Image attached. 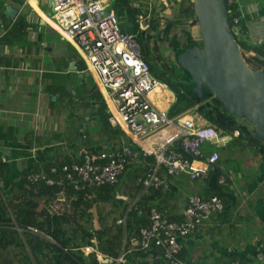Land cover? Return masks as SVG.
<instances>
[{"label":"crops","instance_id":"crops-1","mask_svg":"<svg viewBox=\"0 0 264 264\" xmlns=\"http://www.w3.org/2000/svg\"><path fill=\"white\" fill-rule=\"evenodd\" d=\"M38 1L24 0L18 2L16 7L12 0H7L5 6L11 5L17 15L13 20L0 16V156L6 162L1 187L7 193L10 185L19 182L26 173L51 156L50 160L61 156L72 157L82 147L93 149L96 146L103 152L117 142L105 143L106 133L113 134L116 129L106 122L108 108L97 94L82 95V101L85 99L88 102L89 98H93L92 107L78 100V108L73 110L72 115L80 116V123L70 130V110L73 109L70 106V74L80 79L85 72L95 86L96 83L82 69L75 47L46 21L51 14V0H42L49 7L48 14L40 8ZM103 1L108 7L111 6L110 0ZM237 4L240 8L238 38L247 46H260L263 49L264 0H237ZM159 5V8H166L163 12L167 14L169 0H159ZM150 8L149 5L148 10ZM130 28L133 30V26ZM3 37L8 41L3 42ZM70 48L76 55L70 54ZM245 54L255 55L252 50ZM71 63H75L74 70H70ZM78 65H81L80 69ZM173 103L172 100L171 105ZM156 105L166 106L168 111L171 106ZM79 111L83 112L82 115ZM194 115L198 124H206L198 119L196 113ZM89 119L92 124L87 126ZM202 150L205 155L218 152L223 176L232 194V207H225L223 213L211 215L200 229L185 239L181 261L184 264H227L236 261L241 264H264V163L261 162L258 147L250 146L249 149L244 141L230 136L225 144L215 146L205 143ZM130 165L132 169L134 166L142 167L138 160ZM162 172L166 179L163 190L155 194H151V190L141 191L140 195H151L150 206L155 208L157 204L167 209L173 220H180L187 197L205 195L207 184L203 179L196 180L199 184H194L195 181L186 174L167 178L164 170ZM120 187L122 191L126 189L124 182ZM7 196L9 198L11 194ZM138 197L133 198L130 206L134 202L136 204ZM64 200L70 203V198ZM62 229L67 233L77 231L70 222L63 223ZM156 249L131 253L128 261L125 257L123 261L113 264H166L161 251Z\"/></svg>","mask_w":264,"mask_h":264},{"label":"built area","instance_id":"built-area-1","mask_svg":"<svg viewBox=\"0 0 264 264\" xmlns=\"http://www.w3.org/2000/svg\"><path fill=\"white\" fill-rule=\"evenodd\" d=\"M235 3L236 0H226L227 6ZM50 7L51 14L46 21L77 50L79 60L107 105L110 126L123 131L138 149L123 143L95 153L82 147L77 152V161L51 165L48 169L40 167L30 171L26 180L31 184L60 188L62 194L82 192L118 184L126 167L137 160L143 167V176L136 180V187L144 192L166 186L161 169L166 176L186 174L190 180L205 179L219 154L213 151L205 155L203 145H223L231 135L220 134L209 124H198L195 111L170 117L166 106L156 105H171L175 97L165 83L152 75L141 52L138 33L130 28L127 14L116 12L103 0H51ZM232 22L236 26L239 24L240 13ZM137 24L141 32L148 27L141 16ZM158 89L160 91L155 93ZM238 134L234 131L232 136ZM4 161L0 156V162ZM225 180L221 176L219 183L223 184ZM117 198L126 202L129 199L122 194ZM222 210L223 202L217 196L203 200L197 195H189L180 220H171L166 209L151 208L148 225L125 241V247L116 259L103 255L94 239L90 240L91 245L80 246L79 250L106 264L119 263L131 253L156 247L168 264H183L178 256L185 239L200 229L212 214ZM117 223L124 225V219Z\"/></svg>","mask_w":264,"mask_h":264},{"label":"trees","instance_id":"trees-1","mask_svg":"<svg viewBox=\"0 0 264 264\" xmlns=\"http://www.w3.org/2000/svg\"><path fill=\"white\" fill-rule=\"evenodd\" d=\"M22 1L24 0H12L13 5L16 7V4ZM6 2L7 0H0V16L2 19L4 18L3 11ZM169 2L170 5L167 8L168 13H164L162 16L159 15V12L166 9L164 6H161L159 11L155 8H150V10H148L147 5H144V8L140 9L132 7L129 0H113L110 7L118 13L125 12L127 14L133 26V30L135 33H138L137 40L140 44L144 59L150 66L152 75L159 81L165 83L174 94L175 100L169 108V116L175 117L188 111H195L199 120L206 122V124L212 126L220 134L232 136L234 131H237L239 133L236 137L237 140L241 142L244 141V145L249 149L250 146H254L255 148L258 147L261 153V162L264 163V142L258 141L252 137L253 129L250 124L228 113L209 92H206L204 97L200 99L190 96L182 90V85L190 84L192 81L178 66L176 56L188 44L201 45L193 40L188 32L184 35V41L179 39L176 33L172 32L175 26L182 25L183 23L185 24L187 16L191 19L193 18L194 21L196 20L191 0H169ZM238 7L237 0L234 5L227 6L229 27L249 67L253 70L264 71V54L262 48L260 46H247L237 36L236 25L233 24L232 19L238 15ZM122 16L123 15H120L119 17ZM140 16L145 19V23L148 25L147 29L143 32L139 31V26L137 24V19ZM20 19L24 20L23 17H20ZM195 22H197V20ZM1 40L3 42L8 41L6 37H3ZM164 42L173 50L175 54L174 60L164 62L159 55H155L156 52H159V44ZM250 50L255 53L254 56H246L245 53ZM251 61H255L256 64L252 65ZM80 63L82 64V69H85L84 64L81 61ZM93 88V95L97 94L104 104L94 83ZM106 115V122L109 124L108 111ZM105 140V143L117 141L112 148L119 147L118 144L121 142L135 148L119 128H116L113 134L106 133ZM87 149L95 153L100 152L96 146L93 149ZM50 158H52V156ZM50 158L49 160L43 161L40 165L48 169L51 165L71 164L77 161V153L74 152L72 157L61 156L51 160ZM5 164V161L0 162L1 264H103L99 263L92 255L85 256L79 250V247L91 245L90 240L95 239L97 242L96 246L103 255L110 258H117L125 247V241H127L129 237L136 235L141 227H146L148 225V213L150 209L153 208L148 202L152 196L142 197L143 195H140L141 188L136 187V180L143 176L142 167L137 168L134 166L135 168L132 169L131 165H128L119 176L118 184L114 186L106 185L90 188L94 189L93 191L97 194L99 201L103 203L112 202L116 205L118 210L122 211L120 212V219L125 218L124 225H119L115 229H109L100 222V227L102 226L104 228L97 230L95 234L91 233L83 226L70 235V233L62 229L63 223L70 222L68 216L57 212H51L50 207L57 198H70L71 202L77 206L76 209L83 206L86 212L88 210L89 213L90 206L93 202V199H91V197L89 198L90 195L87 194L89 189L82 192L70 191L62 194L60 188L47 187L43 183L31 184L28 182L26 176L31 171L30 170L19 182L10 185V187L6 189L8 190L7 193V191L1 187L2 180L4 179L2 174ZM162 171L163 169H161L160 173L163 176L164 174ZM221 176H223V169L220 159L218 158L213 168L209 171L208 176L203 179L207 184V193L198 196L203 200H207L212 196L219 197L223 202V213L225 207H232L230 205L232 194L228 189L229 183L227 179L225 183H219ZM122 182L126 185V191L120 190V184ZM162 190L163 188L151 190L150 193L155 194ZM121 192L124 193V196L129 198L127 202L117 198V195L121 194ZM9 193L11 197L8 198L7 194L9 195ZM137 195H139V197L136 204L130 207V203ZM3 198H5V200ZM155 208H158V210L165 209L159 207L157 204H155ZM81 215L85 216L83 213ZM170 219L173 220L171 217ZM33 230H36V233H34ZM153 248L156 249V247ZM183 250L184 249H182L178 256L180 261L182 260L181 253H183ZM161 254L163 257L162 252ZM129 259L130 256L127 255L126 260L128 261ZM164 261L168 264L165 259Z\"/></svg>","mask_w":264,"mask_h":264},{"label":"water","instance_id":"water-1","mask_svg":"<svg viewBox=\"0 0 264 264\" xmlns=\"http://www.w3.org/2000/svg\"><path fill=\"white\" fill-rule=\"evenodd\" d=\"M191 2L202 47L188 44L176 56L178 66L192 81L182 85V90L200 99L209 92L228 113L251 125L254 139L264 142V71L251 69L242 56L229 27L225 0ZM3 15L13 20L17 11L6 5ZM75 67L70 64V70Z\"/></svg>","mask_w":264,"mask_h":264},{"label":"rangeland","instance_id":"rangeland-1","mask_svg":"<svg viewBox=\"0 0 264 264\" xmlns=\"http://www.w3.org/2000/svg\"><path fill=\"white\" fill-rule=\"evenodd\" d=\"M131 3V6L134 8H140L143 9L144 5L151 6V8H155L159 11V0H129ZM110 2H113V0H110ZM40 8L46 13H49V10L45 4H43L42 0L38 1ZM166 10V9H165ZM164 12L161 10L159 12V15H163ZM196 21V20H195ZM194 19L189 18L187 16L185 24L175 26L172 30V32L176 33L178 38L184 41V35L185 33H189L193 40L197 41L202 46V40H201V34L198 22H195ZM46 30V29H45ZM49 33V31H48ZM70 51L73 55L76 53L70 48ZM159 55L164 62H168L175 59V54L173 50L170 48V46L167 45L166 42L159 44V52L155 53V55ZM252 65H255V61H251ZM93 95L94 94V88H93V82L91 78L85 73H82V78H78L74 74H70V99L72 100V103L70 106L73 107L72 110H70V130L72 129V126L75 125V127L80 123L79 118L80 116L72 115L73 110L78 108V100L82 101V95ZM84 99V98H83ZM93 99V98H92ZM92 99L83 100L82 102H85V104H89L92 107ZM84 105V103H83ZM83 112L79 114L82 115ZM90 114V112H89ZM84 115V114H83ZM84 117L81 119V123L84 121ZM89 124L87 126L92 124V120L89 119ZM81 130V129H80ZM79 130V131H80ZM83 133V132H82ZM83 134H80V136ZM70 136H73V134H70ZM79 136V137H80ZM87 138V137H86ZM19 180V179H17ZM194 184H199V182H193ZM94 189H89V192L87 193L90 195L91 199H93L91 208L89 209L90 212H86V209L83 208V206H80L78 209L74 203L71 202L67 204V202H55L50 207L51 212H59L60 214H64L65 216H68V220H70V225L73 224V227H76L78 230L80 227L85 226L91 233L95 234L97 230L104 228L100 227V222L105 225L106 228L109 229H115L117 226L122 225L118 224L117 222L120 220V212L121 210H118L115 204L112 202L103 203L98 200L97 194L93 191ZM5 200V198H3ZM84 214L85 216H82L81 214ZM73 221V222H72ZM105 228V229H106ZM72 230V229H70ZM75 231H71L70 235L74 233Z\"/></svg>","mask_w":264,"mask_h":264},{"label":"clouds","instance_id":"clouds-1","mask_svg":"<svg viewBox=\"0 0 264 264\" xmlns=\"http://www.w3.org/2000/svg\"><path fill=\"white\" fill-rule=\"evenodd\" d=\"M226 1V0H225ZM226 6H227V4H226ZM238 10H239V12L238 13H240V8L238 7ZM123 13H125V12H123ZM227 13H228V11H227ZM239 24H240V22H239ZM239 24L236 26V31H237V29H238V27H239ZM239 31V30H238ZM264 46V45H263ZM262 52H263V49H262ZM263 54H264V52H263ZM87 149V148H86ZM40 167H43V165H40L39 167H36V168H34V170H38ZM45 168V167H44ZM33 170V169H32ZM31 170V171H32ZM119 182V181H118ZM122 194V193H121ZM123 196H124V194H122ZM62 200H60L59 198H57V199H55L54 201H53V203H55V202H57V201H65L66 202V200H64L65 198H61ZM95 240V239H94ZM110 258V257H109ZM113 259H116V258H113Z\"/></svg>","mask_w":264,"mask_h":264},{"label":"bare ground","instance_id":"bare-ground-1","mask_svg":"<svg viewBox=\"0 0 264 264\" xmlns=\"http://www.w3.org/2000/svg\"><path fill=\"white\" fill-rule=\"evenodd\" d=\"M159 91H160V89L156 90L155 92H159Z\"/></svg>","mask_w":264,"mask_h":264}]
</instances>
